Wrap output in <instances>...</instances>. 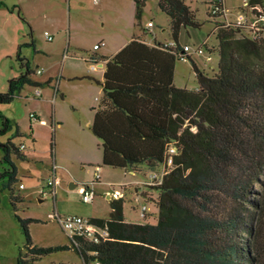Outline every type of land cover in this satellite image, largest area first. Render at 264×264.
Masks as SVG:
<instances>
[{"label":"trees","instance_id":"1","mask_svg":"<svg viewBox=\"0 0 264 264\" xmlns=\"http://www.w3.org/2000/svg\"><path fill=\"white\" fill-rule=\"evenodd\" d=\"M146 1L134 0L136 27ZM157 7L169 20L176 48L134 39L108 58L102 87L109 105L95 113L91 127L102 141V164L112 168L145 164L157 170L168 147H176L172 169L152 188L157 221L125 222L123 200L112 199L108 219L91 218L108 229V237L91 247L97 256L70 248L85 264H264V39L242 37L240 27L217 21V72L209 76L193 65L197 89L176 88L179 35L201 23L184 0H157ZM19 51L20 46L16 58L21 61ZM24 70L8 81L0 104L10 103L26 86L46 84L31 78L28 63ZM0 122V136L12 129L13 137L21 136L1 114ZM0 149L2 161L11 166L0 176L8 178L5 187L13 192L17 170L11 157L24 159V154L12 138L0 142ZM11 199L21 200L13 193ZM15 217L26 240L18 264L58 249L33 245L28 225L36 220Z\"/></svg>","mask_w":264,"mask_h":264},{"label":"rangeland","instance_id":"2","mask_svg":"<svg viewBox=\"0 0 264 264\" xmlns=\"http://www.w3.org/2000/svg\"><path fill=\"white\" fill-rule=\"evenodd\" d=\"M105 1L107 5L101 14L91 0H77L70 4L68 0H0V93L8 91L10 79L24 73L22 62L29 63L33 71L31 78L34 81L49 77L52 80V84L46 86L45 90L26 86L10 103L0 104V114L10 120L13 127L17 125L23 133L20 137H13L14 129L9 130L0 136V142L12 138L15 146L24 144L25 152L31 153L27 160L11 157L17 170L16 181L12 184L13 192L5 187L8 178L0 176V264H18L20 255L24 257L26 254L25 236L15 216L22 220H36L28 225L33 245L58 248L31 264H83L79 254L70 248L71 242L65 232L51 218L53 212L57 210L61 215L105 218L108 216L110 206L105 194L112 191L104 186L103 182L110 180L114 182L116 188H118L117 182L128 179H140L143 183L146 182L145 175L140 174L146 171L142 166H134L133 169L137 173L132 174L129 168L114 169L99 163L101 184L94 185L97 192L93 202L82 203L77 192L79 184L92 182L90 171L97 166L85 163V154L96 156L97 149L87 136L89 130L85 124L86 119L94 112L92 108L98 104L95 101V97L99 98L96 91L101 90L99 84L101 77L98 75L101 68L88 72L92 62H86L84 57L88 53L100 55L106 50H113L114 43L125 36L124 32H128V26L132 33L135 31L142 33L146 28L150 32L145 35L148 38L152 39L154 36L165 44L173 42L169 20L158 9L157 0L145 2L141 16L143 29L134 26L136 22L134 0L127 1L131 9L129 21L127 8L119 0ZM184 1L194 11L201 27L181 31L179 44L181 46L186 44L191 49H196L208 40L203 47L204 55H208V51L213 49L210 62L206 61L205 56L198 54H191V59L187 61L178 58L176 60L177 84L195 89L197 83L193 65L209 76L217 72L218 53L215 40L217 21L210 19L208 13L211 4L218 0ZM222 2L225 14L220 21L223 19L227 24H236L241 21L248 23L251 20L247 10L241 7L243 0H222ZM262 3L264 5V0ZM44 32L54 35V41L47 42ZM94 45H101L100 50H94ZM19 46L21 61L16 58ZM38 69L42 71L41 74L34 72ZM36 91L40 92L41 97L36 96ZM31 113H34L35 118L38 115L47 124L31 119ZM53 115L60 123L58 126H55V122L53 124ZM31 136L35 138V143L30 139ZM54 152L57 155V166L64 170H71L69 167L72 166L78 174L77 187L69 189L67 180H63L61 186L56 188L55 200L51 196L41 194V191H47L48 171L43 166L51 164ZM3 156L4 152L0 149V175L11 169L9 164L2 161ZM82 164L85 169L81 170ZM20 185L24 188H19ZM144 192L147 195H141L140 202H137L133 186L123 190L125 215L128 220H137L140 205L144 203L152 207L151 212L147 211L146 221L155 224L157 207L154 201L157 192L147 186H144ZM12 193L21 200L14 202L11 199ZM247 207L255 211L250 204Z\"/></svg>","mask_w":264,"mask_h":264},{"label":"built area","instance_id":"3","mask_svg":"<svg viewBox=\"0 0 264 264\" xmlns=\"http://www.w3.org/2000/svg\"><path fill=\"white\" fill-rule=\"evenodd\" d=\"M94 4H97L98 0H91ZM241 7L246 9L250 15L251 20L246 23L241 21L236 23L237 27H240L239 34L242 37H246L250 40H259L264 39V5H255L252 6L249 4L248 0H243ZM225 14V7L222 0L215 1L211 4L208 17L213 21H218ZM219 15H222L218 17ZM223 22L224 21H219ZM226 25H230L229 23H225ZM244 32V33H243ZM44 38L47 42L53 41V35L49 32H44ZM168 46L172 48H176L174 42L168 43ZM205 44L197 47L196 49H191L188 45L180 46V50L177 52L178 59L182 61H187L191 59V54H198L201 56H205L206 61L210 62L212 60L211 53L208 51V55H204ZM94 50L98 49L99 46L96 45L93 47ZM86 62H92L89 66L90 71H94L97 69L98 61L93 57V55L88 54L84 57ZM37 74H41V70L35 71ZM36 96L41 97L39 91H36ZM31 119H37L39 123L45 124L44 121L35 118L33 114H30ZM20 149H23V146H19ZM167 159L166 161L158 168L157 170H151L146 175V182L144 186H147L150 190L159 186L162 183L163 177L170 172L173 166V156L177 155V149L173 145H170L166 151ZM57 165L54 161H51V164L48 167V176L46 182L47 191H41V194L44 196H51L53 200L56 197V187L58 186L60 179L57 176ZM101 169L96 166L93 168V180L92 182L81 183L77 187V192L80 197V201L84 204H91L95 198V184H97L101 179ZM23 186L20 185L19 188ZM123 190H125V185H118V188L111 186V199H122L124 197ZM154 191V190H152ZM136 201L140 202L139 196H136ZM147 208L146 204L140 205V218L145 219L147 216ZM51 218L55 220L62 230L65 232L66 236L70 240L71 244L82 251L86 256L96 257L98 252L97 250L91 248L93 246L99 245L103 240L108 237V229L107 226H100L91 221L90 217H82L78 215H61L56 210L51 215ZM83 264L85 262L83 261ZM88 264H99L97 260H91Z\"/></svg>","mask_w":264,"mask_h":264},{"label":"crops","instance_id":"4","mask_svg":"<svg viewBox=\"0 0 264 264\" xmlns=\"http://www.w3.org/2000/svg\"><path fill=\"white\" fill-rule=\"evenodd\" d=\"M69 1V4L70 2H77V0H68ZM108 1H112V0H108ZM121 2L122 5L126 6L127 8V12H128V21L130 20V16H131V9H129V3H127L128 0H119ZM129 2V1H128ZM98 8V12L103 14V12L105 11V8H106V5H107V2L105 0H98L97 4H95ZM70 7V6H69ZM125 8V9H126ZM21 11V10H20ZM126 12V13H127ZM13 14V13H12ZM132 15H134L132 13ZM134 17V16H133ZM224 17V16H223ZM133 21H134V18H133ZM220 21V20H219ZM221 21H224L223 19ZM71 22V21H70ZM136 24V22H135ZM136 27V25H134ZM136 28H142V26L140 25V27H136ZM143 29V28H142ZM129 26H128V32H124L125 36H122L117 43H114L113 45V50H106V52H104L103 54H93V55H96V56H103V57H106L107 59L106 60H103V61H100V60H97L98 63H97V68H101V71L98 73L99 77H101V81L99 82V84L101 85V90L98 89L96 91L97 94H99V98L98 97H95V101L98 102L97 106L95 108H92L94 110L93 114L88 117L86 119V126L88 128L89 131L88 132V137L90 138L91 142L95 145V147H97L96 149V156H92L91 154H85V163H87L88 165L90 166H93V165H97L98 167H100L98 164L101 163L102 164V158H103V151H102V141L97 138L94 134L91 135L93 132H92V124H93V120H94V116H95V113L101 109H104L106 108L108 105H109V102L105 99V96H104V91H103V87H102V84L104 82V74H105V71H106V62L108 61V58L116 55L118 52H120L124 47H126L132 40H138L142 43H144L145 45L149 46V47H154V44L155 43H162V44H165L159 40H157L154 36L151 38H148L147 34H150V32H148V30L145 28V30H143V32L141 33H136L135 32H130L129 31ZM151 31V30H150ZM182 31H186V29H183ZM181 34V33H180ZM180 36V35H179ZM55 39V36L53 35V41ZM216 40V39H215ZM208 42V40H205L203 42V44H206ZM178 43H179V39H178ZM217 44V42H216ZM104 45V44H103ZM102 45V46H103ZM180 45V44H179ZM186 45V44H185ZM96 46V45H94ZM93 46V47H94ZM101 46V45H100ZM100 46L97 50H100ZM107 46V45H106ZM181 46V45H180ZM217 46V45H216ZM94 49V48H93ZM108 49V48H107ZM217 49V47H216ZM215 50V49H214ZM38 52H41L40 50H37ZM110 51V52H109ZM112 51V52H111ZM210 52L213 51V49L209 50ZM89 54V53H88ZM27 62H22L21 64L24 65L26 64ZM29 64V63H28ZM37 68V66H35ZM96 70V69H95ZM35 72V71H34ZM88 72H90L89 70V67H88ZM36 81V80H35ZM50 81V82H49ZM37 82H41V83H45L46 84L43 86V87H40V88H43L44 90L46 89V86H50L52 84V80L49 78H44L42 80H37ZM173 84L176 88H181V89H189V88H185V87H182L180 86L179 84H177V78H176V61H175V64H174V71H173ZM34 89H37V88H34ZM195 89H197V86L195 87ZM189 90H194V89H189ZM32 114V113H31ZM34 114V113H33ZM37 118L39 120H41L39 118V116L37 115ZM41 121H44L45 124H47V122L45 120H41ZM55 122V126H58L60 123H58V120L57 118L53 115V124ZM90 130L92 133H90ZM19 133L22 135L23 133L21 132V129H19ZM91 136V137H90ZM32 140V142L35 143V138L33 136H31L30 138ZM23 146V149H22V152L24 154V160H27L29 157H30V152H25L26 151V146L24 144H21ZM56 153L54 152V155H53V159L51 161H54L56 163ZM57 165V164H56ZM72 165V164H71ZM138 166H142L144 168H146V171L143 172V173H140V174H143L146 175L148 174L149 171H151L145 164H137ZM104 166V165H103ZM136 166V165H135ZM48 167L49 165H44L43 168L45 170L48 171ZM57 176L58 178L60 179V182L58 184V186H61L63 180H67V184L69 186V189H75L77 187V179H78V174H77V171L72 169V166L69 167L71 170H64L63 168L61 169L59 166H57ZM110 167V166H109ZM112 168V167H111ZM130 170V172L132 174L134 173H137L133 168V167H127V168H124V169H128ZM82 169H85L84 168V164L81 165V170ZM101 169V168H100ZM115 169V168H114ZM121 169V168H119ZM91 175L93 174V169L90 171ZM139 173V172H138ZM99 183V182H98ZM101 184V183H99ZM103 185L106 186L107 188H109V190H111V186L114 185V182H111L109 180V182H103ZM116 185H125V190L128 188V187H131L133 186L134 187V190H135V194L136 196H139V199L141 197V195H144L146 196L147 193L144 192V183L142 180L140 179H128L126 181H122V182H117ZM23 186V185H22ZM57 186V187H58ZM70 186H72V188H70ZM56 187V188H57ZM24 188V186L22 187V189ZM96 188V187H95ZM98 188V187H97ZM97 192V190H96ZM95 192V193H96ZM111 192H107L105 194V198L109 201V204L111 202ZM125 198V196L123 197ZM122 198V199H123ZM144 204V203H143ZM147 208L149 209V211L151 212L152 211V207L151 206H148L147 205ZM57 211V210H56ZM58 212V211H57ZM109 213H110V206H109V211H108V216H109ZM148 215V213H146ZM123 215H124V221L125 222H128V223H138V224H141L143 223L142 219L140 218V213L138 215V219L140 220H128L126 215H125V212H124V208H123ZM108 216L103 218V217H99V216H91L90 218H100V219H108ZM146 219H147V216H146Z\"/></svg>","mask_w":264,"mask_h":264},{"label":"water","instance_id":"5","mask_svg":"<svg viewBox=\"0 0 264 264\" xmlns=\"http://www.w3.org/2000/svg\"><path fill=\"white\" fill-rule=\"evenodd\" d=\"M70 188H72V186H70Z\"/></svg>","mask_w":264,"mask_h":264}]
</instances>
